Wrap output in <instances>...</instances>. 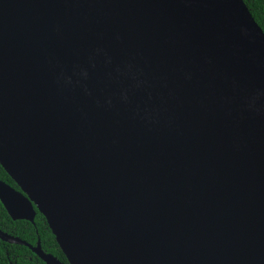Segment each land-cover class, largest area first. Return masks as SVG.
Segmentation results:
<instances>
[{
	"label": "water",
	"instance_id": "1",
	"mask_svg": "<svg viewBox=\"0 0 264 264\" xmlns=\"http://www.w3.org/2000/svg\"><path fill=\"white\" fill-rule=\"evenodd\" d=\"M0 164L69 264H264V31L244 0H0Z\"/></svg>",
	"mask_w": 264,
	"mask_h": 264
},
{
	"label": "trees",
	"instance_id": "2",
	"mask_svg": "<svg viewBox=\"0 0 264 264\" xmlns=\"http://www.w3.org/2000/svg\"><path fill=\"white\" fill-rule=\"evenodd\" d=\"M255 21L264 31V0H244ZM0 181L20 190L0 164ZM0 231L19 238L32 246L38 245L45 254L53 255L63 264H69L65 254L56 241L46 218L37 212L35 223L29 221H14L0 200ZM0 264H46L29 247L14 245L0 239Z\"/></svg>",
	"mask_w": 264,
	"mask_h": 264
},
{
	"label": "flooded vegetation",
	"instance_id": "3",
	"mask_svg": "<svg viewBox=\"0 0 264 264\" xmlns=\"http://www.w3.org/2000/svg\"><path fill=\"white\" fill-rule=\"evenodd\" d=\"M35 210H36V216H37V212H39L36 208H35ZM35 219H36V217H35ZM18 221H26V220H18ZM30 222V221H29ZM32 223V222H31ZM35 223V222H34ZM33 223V224H34ZM19 239V238H18ZM25 242V241H24ZM40 242V241H39ZM39 242H38V244H39ZM27 243V242H26ZM29 244V243H28ZM30 245V244H29ZM41 245V244H40ZM30 246H32V245H30ZM38 245H36V246H32V247H34V248H36ZM26 247V246H25ZM30 248V247H29ZM42 248V247H41ZM31 249V248H30ZM32 250V249H31ZM43 250V249H42ZM33 251V250H32ZM34 252V251H33ZM44 252V251H43ZM35 253V252H34ZM36 254V253H35Z\"/></svg>",
	"mask_w": 264,
	"mask_h": 264
}]
</instances>
